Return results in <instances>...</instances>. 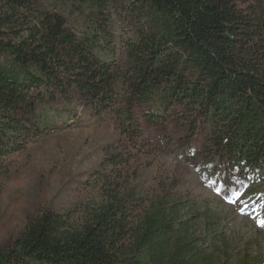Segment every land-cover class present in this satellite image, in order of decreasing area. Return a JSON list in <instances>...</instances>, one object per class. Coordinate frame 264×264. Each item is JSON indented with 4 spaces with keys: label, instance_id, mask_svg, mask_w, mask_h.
<instances>
[{
    "label": "trees",
    "instance_id": "16d2710c",
    "mask_svg": "<svg viewBox=\"0 0 264 264\" xmlns=\"http://www.w3.org/2000/svg\"><path fill=\"white\" fill-rule=\"evenodd\" d=\"M28 1L0 3L22 7ZM71 1L85 22L81 36L69 32L57 13L42 14L38 30L17 44L3 42L0 31L8 58L0 64V172L7 155L42 132L48 120L38 107L69 102L72 91L132 144L148 145L140 120L160 129L173 121L191 138L204 135L202 172L215 164L241 177L264 169V0H128L144 21L135 40H124L125 69L112 59L108 19L95 20L115 0ZM240 3L253 4L250 14ZM6 22L0 16V25ZM130 159L115 153L106 162L115 168ZM112 199L77 228L45 211L27 223L12 248L0 251V264L211 261L183 240L188 228L177 225L176 202H153L128 233L122 200Z\"/></svg>",
    "mask_w": 264,
    "mask_h": 264
},
{
    "label": "rangeland",
    "instance_id": "374dc122",
    "mask_svg": "<svg viewBox=\"0 0 264 264\" xmlns=\"http://www.w3.org/2000/svg\"><path fill=\"white\" fill-rule=\"evenodd\" d=\"M252 5L238 6L250 14ZM78 7L71 0H30L22 7L0 3V16L8 18L0 25L1 39L17 44L29 38L44 13L61 14L65 28L81 36L85 22ZM141 13L128 0H115L95 18L108 19L112 59L124 69L128 64L124 40H135L142 29ZM7 61L0 50V64ZM71 97L69 102L39 106L38 112L48 120L42 132L3 159L0 251L12 248L27 223L47 210L61 215L68 228H77L115 197L122 200L130 233L153 202L168 197L177 203V225L188 228L183 240L197 256L211 257L207 264H264V227L254 219L264 216V169L241 177L215 164L202 172L201 132L191 138L173 121L160 129L140 120L148 145L132 144L114 121L98 120L75 91ZM183 112L178 109L177 115ZM115 153L131 159L113 168L106 159ZM195 261L192 264H205Z\"/></svg>",
    "mask_w": 264,
    "mask_h": 264
},
{
    "label": "snow or ice",
    "instance_id": "6c2138e0",
    "mask_svg": "<svg viewBox=\"0 0 264 264\" xmlns=\"http://www.w3.org/2000/svg\"><path fill=\"white\" fill-rule=\"evenodd\" d=\"M229 202L234 203L235 201L230 200ZM239 211L241 213H244V208H240ZM254 219H255L257 226L264 227V216H256V217H254Z\"/></svg>",
    "mask_w": 264,
    "mask_h": 264
}]
</instances>
